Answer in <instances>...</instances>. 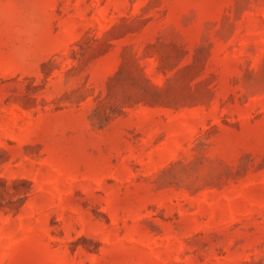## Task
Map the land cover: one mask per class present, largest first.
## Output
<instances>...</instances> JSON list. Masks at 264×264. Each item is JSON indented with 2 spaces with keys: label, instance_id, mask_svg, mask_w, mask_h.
<instances>
[{
  "label": "rangeland",
  "instance_id": "rangeland-1",
  "mask_svg": "<svg viewBox=\"0 0 264 264\" xmlns=\"http://www.w3.org/2000/svg\"><path fill=\"white\" fill-rule=\"evenodd\" d=\"M0 264H264V0H0Z\"/></svg>",
  "mask_w": 264,
  "mask_h": 264
}]
</instances>
